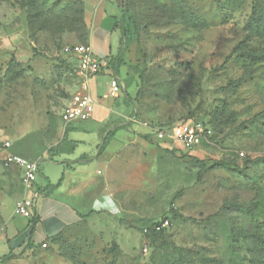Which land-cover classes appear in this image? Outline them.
I'll use <instances>...</instances> for the list:
<instances>
[{
    "label": "rangeland",
    "instance_id": "1",
    "mask_svg": "<svg viewBox=\"0 0 264 264\" xmlns=\"http://www.w3.org/2000/svg\"><path fill=\"white\" fill-rule=\"evenodd\" d=\"M71 1L0 0V258L5 229L30 222L14 213L21 172L3 164V143L39 160L41 184L56 183L71 158L46 151L68 128L61 115L79 89L64 48L85 42L64 24L73 10L60 15ZM122 8L113 55L97 74L95 119L67 131L100 137L79 144L75 153L93 157L74 163L95 180L110 177L112 194L95 203L109 213L92 212L61 253L45 240L0 264H264V0H124ZM252 15L258 28L246 26ZM112 74L123 82L116 97L107 93ZM189 119L211 127L210 143L168 147L151 130ZM163 218L169 225L148 243L143 228Z\"/></svg>",
    "mask_w": 264,
    "mask_h": 264
},
{
    "label": "crops",
    "instance_id": "2",
    "mask_svg": "<svg viewBox=\"0 0 264 264\" xmlns=\"http://www.w3.org/2000/svg\"><path fill=\"white\" fill-rule=\"evenodd\" d=\"M82 2L84 6V19L89 29V35L86 42L91 45L96 56L105 60L106 57L113 55V39L119 38L120 36L119 28L116 24L122 17V6L124 0H82ZM101 78L102 76L96 75L89 79L90 93L96 103L101 100ZM120 83L121 86H123V82L121 80ZM89 118L91 120L95 119L93 116H90ZM73 123L74 122L68 124L67 129L74 128ZM85 127L88 129L87 131L91 129L90 125H85ZM110 130L104 132L103 144L108 143L109 135H111ZM67 138L75 141L76 145L70 153H62L71 154V158L66 157L63 160V162H65L62 172L63 175L57 180V182L60 180L59 184L54 186V188L49 192H46L44 188L48 184L53 183L44 182L41 184L36 178V185L40 193V198L38 197L36 200L34 208V214L37 217L36 224L33 226V224L30 225L28 223V225L21 231L14 227L6 228L5 226L4 245L8 251L10 248H15L28 239L32 241L33 245L28 248L27 251L38 244L41 245V243L45 240H50V238L58 232H63L66 236H69L77 229L78 226L84 224L85 219L92 214V212L95 213L99 211L109 213L108 208L102 210L97 209L95 203L104 202L106 197L112 194L109 179L110 177L105 176L99 180H95L88 176L83 169H79L76 167L77 165H75V163L84 164L90 161L93 157L89 156L85 152L75 153L78 145L90 140L95 145H98L97 141L100 137L98 136V138L95 137L93 139L81 136L80 138H69L67 134ZM59 141H57V143ZM159 142L171 147V143L168 141ZM103 147L102 145L98 146V153L94 155V157H99ZM120 151L121 150L115 153L114 156L116 158L119 157ZM110 164L111 160H109L108 166H110ZM7 220L8 218H6L5 223H7ZM5 247L3 246L2 250L6 254L7 252H5Z\"/></svg>",
    "mask_w": 264,
    "mask_h": 264
},
{
    "label": "built area",
    "instance_id": "3",
    "mask_svg": "<svg viewBox=\"0 0 264 264\" xmlns=\"http://www.w3.org/2000/svg\"><path fill=\"white\" fill-rule=\"evenodd\" d=\"M64 51L75 57L76 59V74L79 79V89L71 94L62 113V120L65 125L71 122L83 121L88 119L94 110V99L90 93L89 79L96 76L103 65L107 62L93 52L91 45L80 43L76 45H67ZM121 83L116 74H112L107 93L116 97L121 90ZM152 132L159 141H168L173 145L179 143L185 150H192L202 143H210L212 129L209 125L201 121L189 119L171 124L170 126H155L152 127ZM6 151L3 157V164L6 167H17L20 169V183L22 186V195L14 204V213L20 214L23 217L31 218L34 215L36 200L40 193L36 185L37 173L39 170V160L37 158L30 159L10 150L11 143L5 141L3 143ZM243 155V153H240ZM30 225H32L30 223ZM169 225V220L163 218L155 221L153 230L158 232ZM148 228H143L146 233ZM42 247H46V242L41 243ZM148 251L147 242L142 247V252Z\"/></svg>",
    "mask_w": 264,
    "mask_h": 264
},
{
    "label": "trees",
    "instance_id": "4",
    "mask_svg": "<svg viewBox=\"0 0 264 264\" xmlns=\"http://www.w3.org/2000/svg\"><path fill=\"white\" fill-rule=\"evenodd\" d=\"M74 6L76 8L73 9ZM68 10L71 12L73 10V12L70 13L69 16L65 17L64 24L67 26L68 30H70L71 32H75L77 37L81 41H84L85 43H87L86 41L88 39L89 29H88L87 23L84 19V6H83L82 0H73L71 2H67L63 6V8H61V14L60 15L63 16ZM122 10H123V8H122ZM122 14H123V12H122ZM122 20H123V17H121L120 21L116 24V26L118 28H119V26H121ZM246 26L247 27H254V28L259 27V21L255 17V15H252L249 18ZM112 69L114 71L117 70L115 64L113 65ZM125 94H126L127 98H129V100L132 101L130 96L127 93H125ZM171 124H173V123H171ZM171 124H165V125H160V126H170ZM67 131H68V129L64 128V132H63V135H62L60 141L58 143L50 145L46 148V151H47L50 159H53L54 156H57V155L62 154V153H70L74 149L76 142L67 138ZM106 138H105V140H106ZM203 144H205V143H202V145ZM10 150L17 153V154H20L26 158L34 159V157H32V156H29V155H26V154H23V153H20V152L13 150L12 145H11ZM195 161L203 164V161H201L199 159H195ZM221 163L222 162H220L219 164H221ZM59 182H60V180L55 185L48 184L44 188V190L46 192H49L50 190H52L54 188V186L58 185ZM232 206L235 207L236 209L245 210V211H250V209H251V205L243 207L241 205L233 204ZM36 221H37V217L34 214L30 218L29 224L31 223L34 226L36 224ZM154 222H152L151 225L144 227V228H148V231L146 233H144V236L146 237L148 243H152L154 235L159 234L163 231V230L158 231V232L154 231L153 230ZM50 240L55 244H59V249H60V253H61V250H62L61 249V241H63V240L66 241V235L63 232H58L57 234L52 236L50 238ZM66 242L69 243L68 241H66ZM32 245H33L32 241L28 239V240L22 242L21 244H19L17 247L10 248L9 251L0 258L1 263L11 259L12 257L22 255ZM46 246H47V243H46ZM62 255H63V253H62ZM68 258L72 262L76 263V261L73 258H70V257H68Z\"/></svg>",
    "mask_w": 264,
    "mask_h": 264
}]
</instances>
